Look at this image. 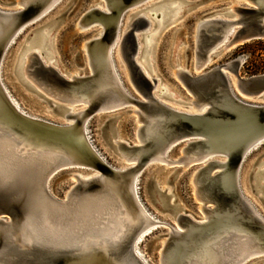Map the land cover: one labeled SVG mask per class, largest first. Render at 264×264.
<instances>
[{
    "label": "water",
    "instance_id": "obj_1",
    "mask_svg": "<svg viewBox=\"0 0 264 264\" xmlns=\"http://www.w3.org/2000/svg\"><path fill=\"white\" fill-rule=\"evenodd\" d=\"M42 1L32 0L24 11L15 15L16 18L26 21L38 9ZM131 1L122 0L119 6L123 7ZM14 2L15 0L11 6H14ZM243 2V5L233 9L237 16L235 21L212 19L205 22L198 36L196 52L199 65L202 67L206 65V58L211 47L223 39L232 24L237 25L227 42L230 48L252 40L264 39V0H244ZM196 3L198 1L193 4ZM95 4L79 18L78 23L81 27L78 29L84 31L81 28L97 18H109L103 40L110 42L116 32L118 8L112 14H105L98 8H94ZM146 24L145 18L137 17L124 37L122 45L124 61L128 66L132 84L146 98L144 102L132 100L144 110L140 115L143 121L141 137L145 142L143 147L146 149L145 155L141 153V156H145L143 160L146 161L148 155L158 152L164 143H170L184 135L185 138L195 136L193 133L206 138L187 148L188 153L193 154H200L203 150L210 151L209 139L216 134L221 137L230 135L240 140L239 145L233 150L226 151L228 160L225 163L210 162L196 173L194 180L196 197L204 203L213 204L214 208L210 219L205 223H198L189 215L182 214V225L192 226L193 232L191 231L188 237L184 234H173L172 238L168 237L163 250L166 264H176L174 254L182 250L180 241L187 242L191 247H199L205 239L214 238L218 233L223 235L217 242L220 246H224L225 250L227 249L223 262L231 264L239 252L237 247H233L234 245L241 243L240 245L250 246L260 241L264 243V222L244 200L236 184V173L242 166L245 156L255 149L247 152L248 148L259 137L262 141L258 147L264 142V73L246 78L241 76L242 61L240 59L230 60L208 70H202L199 74L194 73L195 75L187 71L180 72L181 80L192 91L199 104L207 105L208 112L204 116H177L154 100L152 95L156 79L149 78L136 61L139 46L135 32ZM55 27V24H51L52 32ZM94 43H96L94 40L89 42L90 45ZM98 44L101 47L102 43L99 42L96 45ZM103 47L104 45L102 49ZM4 51V43H0V61ZM8 53L9 51H6L7 56ZM29 59L30 64L27 70L25 69V73L31 76L34 85L53 94L59 90L64 96H69L75 90L74 85L86 94H91L94 91L93 86L98 82L107 84V88L100 90L95 96L97 99L88 110V114L94 112L91 120L99 114L107 113H98L100 106L115 104L123 97L121 90L116 87L112 72L107 69L102 70L98 59L93 63V76L80 77L76 81L68 80L61 70L45 64L36 54L31 55ZM226 70L233 73L237 88L232 87ZM4 82L7 84L5 80ZM7 86L15 95L13 88L9 84ZM23 86L28 90L27 85ZM35 94L43 98L39 92ZM44 99L50 101L47 97ZM253 100H261V102ZM56 108H62V105H56ZM123 108H128L127 112H129L130 107ZM119 110L111 111L112 116L104 122L107 131L104 137L110 147L112 141H118L120 137L118 132L112 129L111 124ZM161 113L173 118H165L164 121L160 119L155 128L150 123L146 127L149 117ZM88 114H80L79 126H82ZM23 117L27 118L24 115ZM33 121L50 129L58 127L49 119L48 121L52 122L38 119ZM18 125H20L19 122ZM77 142L83 148L86 158L90 160L88 163L97 167L102 174L120 180L119 174L112 168L118 164H112L104 153L106 161L99 158L86 146L82 138ZM117 143L119 148L130 156L139 149L127 139ZM19 145L20 140L14 135L12 127L4 125V122L0 120V264H109L110 257L87 254L79 244L82 245L85 242V236L95 235L105 228L104 216L107 214L105 212H114L119 209L114 185L105 184L101 177L82 180L75 174L72 177L76 180V184L67 198L54 196L49 190V182L51 184L53 177L60 171L75 167L57 170L56 164L63 162V155L48 149L23 152V148ZM213 151L218 152L216 149ZM213 170H217L214 176L211 175ZM87 171L91 170L87 169ZM263 171L264 169L252 176L253 179L257 178V183L262 190H264V184L260 183L257 175ZM134 172V169H130L122 174L124 173L126 177ZM151 185L152 190L158 194L154 196V199L163 203L165 207L166 203L162 195L164 192L156 181L153 180ZM237 225L242 226L244 234L235 233ZM225 239L238 241L224 243ZM133 241L134 234H131L119 246L117 253L120 252L123 255L126 264H143L132 251Z\"/></svg>",
    "mask_w": 264,
    "mask_h": 264
},
{
    "label": "bare ground",
    "instance_id": "obj_2",
    "mask_svg": "<svg viewBox=\"0 0 264 264\" xmlns=\"http://www.w3.org/2000/svg\"><path fill=\"white\" fill-rule=\"evenodd\" d=\"M32 0H15L14 3L19 4L22 9L17 10H11V9H5L9 6L11 7V4L5 5L6 7H3V5H0V43H4L5 51L3 53V57L0 61V120L4 122V125L11 126L12 131L14 132V135L19 138L20 145L19 147L23 148V152H27L30 150V152H36L38 150H44L48 149L53 153L61 154L63 155V162L61 164H56L57 170L63 169V168H69V167H85V168H92L96 170L97 173H94L90 176L81 175L78 173H71L69 175L70 178H72L75 183H72V187L67 191L66 195L64 194L62 196L63 199L67 198L70 192H72L73 188L75 187L76 180L72 177L73 175L77 174L82 180H90L101 177L102 182L105 184H112L114 185L117 193V198L119 201V209L112 212H105L106 216H104V223L105 228L101 229L97 234L95 235H87L84 238V243L81 245V248L86 251L87 254L96 255L99 257L107 256L110 257V263L109 264H126V259L123 258V255L119 252L117 253L119 246L122 245V242L125 241L126 238H128L129 235L134 234V241L132 243V251L134 252V255H136L143 264H152L151 260H148L146 255L142 252L140 245L142 242V239L145 238L147 235H149V232H153L158 227L168 226L170 228V231L167 234L168 237L172 238L171 236L173 234H179V235H185L190 236L193 232L192 226H185L182 225V213L180 211H177L174 213V219L177 222V225L179 227L172 226L169 222L165 220L158 219L156 215L151 212L147 206L145 205L141 195H140V183H141V176L143 175L144 171L149 167V165H145L146 167H143L145 163L149 162H164L168 165L172 164H181L182 168H186L187 166H190L189 164L199 163L198 166L201 165V161H203V165L197 168L193 172V178H191L194 191H196L195 186V176L196 173H198L202 168L207 166L210 162H217V163H225L228 160V156L226 151L233 150L236 146L239 145V138H234L230 135H226V137H221L220 135H215V137H210V143H211V150H203L200 154H193L188 153L187 148H191L193 144H196L200 142V140H206V138L202 137V135H199L197 133H193L195 136H191V141H189V138L179 137L173 141L166 142L163 144L162 148L153 154H150L143 160V157L141 156V153L145 155L146 149L143 147L145 146V142L141 137V126L143 125L142 119H140V115L144 110L137 104V102H144L146 101L145 97L137 90L132 84V80L130 78V72L128 69L127 64L124 61L123 51H122V45H123V39L126 36L127 32L132 28L133 21L137 17H143L147 20L146 26L141 28L140 30H137L135 33L137 41H138V52L136 55V61L140 65L143 72L149 77V78H155L156 83L153 88V97L154 100H156L159 104L164 106L167 110L173 112L177 116H204L208 112V107L206 104H199L197 102L196 97L193 95L192 91L184 84V82L179 77V73L183 71H187L191 75L199 74L202 71V66L199 65V61L197 59V41L198 36L200 34V31L206 24L205 22L210 21L212 19H226L228 21H235L237 16L235 15L233 9L236 6L243 5L244 2L239 0V3L233 2L232 4L228 5L226 8L222 9L220 12H217L216 14L209 15L203 17L198 23L196 27V33H195V62L193 64V69L195 70L192 73L190 70L186 69H176L175 75L181 86L184 88V92H180L184 95L182 96L180 92H176L175 88H172L171 86H162L160 84L163 80L162 77H159L157 73L154 72L153 66L150 62V57L153 54V50L155 47V40L156 36L160 33V31H156L157 29H164L168 27L175 18H181L183 14L185 13L184 8H189V6L193 5V3L197 2L195 0H132L128 4L124 5L123 7L119 6L122 0H104L105 8L97 7V4H95L94 8H98L105 14H112L113 11H115L116 8H118V12L116 15L117 18V27L114 37L110 42L104 41L103 37L106 32V28L108 25V19H101L97 18L96 20H93L89 25L82 27L84 31L90 29V25L97 24L101 26V29L99 30V34L94 39H88L83 44V50L85 52V56L87 58L88 56V64L90 67V74L88 72L86 74H82L84 71L81 72L79 75H75L68 71H62L60 66L58 65V60L55 57L52 46H53V38L51 36L52 29L50 28L51 24H54L53 21L47 22L43 25H38L36 27H33L34 30L31 31V33L27 36V39L25 41V44L22 46L21 50L17 52V59L15 61L13 71L8 77L4 75L5 72V62L7 59L6 51L10 52L12 46L16 43L17 39L25 34L27 32L26 27L30 25H34L35 23L40 22L45 16L61 1V0H43L39 6L38 9L31 14V16L26 21H21L16 18V14L19 12H22L25 10V8L28 6L29 2ZM166 1V3H164ZM151 2V3H150ZM147 3H150L149 5L145 6L141 10H137L134 12L138 13V11L142 10H148L145 14H137L135 16H132L134 14H131V22L129 24V27L127 30L124 31L123 34L120 36V29L123 25V19L125 13L134 7H142V5H145ZM164 3V4H160ZM15 6V4H14ZM16 8V7H14ZM135 8V9H136ZM77 25L80 29L79 23ZM237 24H232L228 30L225 33V36L223 39L219 42L214 44L210 51L208 52V56L206 58V63L208 64L211 60H214L216 57H218L222 52L229 51L234 47L227 46V42L229 41V36L233 34L235 31L234 27ZM89 28V29H88ZM94 28V27H92ZM95 37V36H94ZM96 41L94 44H89L90 41ZM101 42V47H99V44L97 43ZM142 42V43H141ZM118 45L119 51L118 54L121 56V61L124 64V68L128 72V78L127 80L131 84V86L138 92L139 97H136L131 93L129 88L125 84V80L123 75H121V70L118 69L117 63L114 57L115 52V45ZM102 45H104L102 49ZM101 48V49H100ZM36 54L39 56V58L47 65H52L61 70V72L65 75V77L68 80L76 81L78 78H83L85 76H93V63L94 60L100 61L101 69L103 70H110L115 77L116 87L117 89L121 90L122 99L119 100L117 103H112L108 105H102L97 110L98 113L100 112H107L103 114V117L100 120V125L102 126L109 117L112 116V112L116 109H122L123 107H130L129 112L130 114H133L135 116V122L136 124V133L134 136V140L132 141L135 146H138V151L134 154H126L124 150L119 148V145L117 142L124 141L126 138L119 137L118 141L114 140L111 143V148L114 152V154L117 156L118 160H120L119 156L126 160L127 162H133L129 166L125 167H118L121 165L118 164L117 166H113L112 168L117 171L119 174V179H114L106 174H102L101 171L93 166L92 164L88 163L90 160L86 158V154L83 151V148L78 144V140L80 138L83 139L86 146L92 150L95 155H97L102 160L106 161V158L103 154V152L99 149V147L96 145L95 140L93 139L92 132L90 131L89 124L92 121V116L94 114H88L89 108L94 104L97 97H95L97 94H99L100 90L105 89L107 84H103L98 82L96 85L93 86L92 90H94L91 94L85 93V91H81L76 85H74L73 88L75 90L72 92L71 95L64 96L62 91H57L54 94L51 92H47V90H44L40 88L39 86H36L31 81L32 78L28 73H25V69L27 70L29 64H30V57L31 55ZM109 71V72H110ZM226 74L229 78V81L232 85V87L237 88V81L229 70H226ZM107 75V73H106ZM157 76L160 78H157ZM11 82H14L21 86L26 92L31 94L33 98L39 100L43 104H47V106L50 108L52 107L54 112H57L58 114L62 115L63 118L68 120V123H58L54 122V124L57 127V129H50L46 128L41 124L35 123L33 120H44L48 121L47 118L41 117L34 111H25L26 108H23L22 103L18 100V97L16 95H13L11 91L9 90L7 84H5L4 80L7 83V79ZM27 85L28 90L23 86ZM102 87L101 89H99ZM107 88V87H106ZM39 92L43 95V98L37 96L35 93ZM126 94V95H125ZM44 97H47L50 101H46ZM260 97V96H259ZM66 99L63 101V99ZM164 98L167 101H164ZM179 98V99H175ZM260 99V98H258ZM132 100H136L137 102H132ZM173 102V103H172ZM177 103V104H176ZM74 104H85L86 107L80 108L78 110L73 109L72 107ZM180 106H189L190 110L186 109V107H179ZM56 105H62V108H56ZM191 106V107H190ZM185 108V109H184ZM193 108V111H192ZM88 114L82 124V126L78 125V120L80 118V114ZM27 116V118L23 117ZM33 114V115H31ZM36 115V116H34ZM166 119H172L173 117H169L167 115H164L163 113L156 115L154 117H149V122L147 125L153 124V127L155 128L156 123L160 122V119L163 121ZM31 119V120H30ZM18 121L20 125H18ZM52 122V121H48ZM20 126V127H18ZM153 128V129H154ZM21 129V131H19ZM151 129V130H153ZM252 132V131H251ZM159 133L161 134V130H159ZM136 138H138V143L135 144ZM178 141L176 145H179L183 142L186 144L185 147L183 145L181 149V155L176 158L175 160L170 159L168 157V152L171 149L172 145L175 144ZM183 141V142H182ZM260 141H262V138L259 137L256 141L252 142L250 148H248L247 152L250 151V149L257 148L260 144ZM129 143V142H126ZM130 144V143H129ZM218 150V152H215L213 150ZM119 154V156L117 155ZM215 155H221L225 156L227 159H213L212 156ZM219 156H215V158H218ZM121 161V160H120ZM87 162V163H86ZM197 166V167H198ZM130 169H134L135 172L131 173V175L126 176L122 174V172L128 171ZM179 169V168H178ZM264 169V159L259 160L256 162L251 169V171L247 174L246 183L249 186L250 193L254 196H258L259 200H264V190L261 189V187L257 183V178L254 179L252 176ZM220 171L219 169H217ZM217 170L211 171V175L214 176L217 174ZM242 168L240 167L238 169V172L236 173V184L238 185V189L244 198V200L252 207L258 218L264 222V216L259 213V211L256 209L255 205L248 200L250 197L245 192L241 178L244 175L241 171ZM216 171V173H215ZM123 176V177H121ZM258 180L260 183L264 184V171L261 173H258L257 175ZM122 178V179H121ZM71 179V180H72ZM72 180V181H73ZM126 185V186H125ZM49 190L50 192L55 196V194L51 190V185L49 182ZM199 201L202 202L201 199L197 197ZM203 204L200 207L201 212H203L204 217L202 219H198L197 217L190 216L193 220H195L198 223H205L210 219L211 211L214 208V205L209 202H202ZM211 204V205H210ZM109 218V220H107ZM202 220V221H199ZM107 223V224H106ZM107 225V226H106ZM242 226L237 225V230L235 231L236 234H244ZM133 229V231H132ZM192 231V232H191ZM223 234L218 233L214 236V238H207L201 243L199 247H191L188 245L185 241H180L179 245L182 247V250H179L178 252H175L174 259L177 260L176 264H224L223 259L225 258L226 251L224 249V246H220L217 242L219 238H221ZM167 239L163 241V247L160 250V257H159V264H166L165 256H164V248L166 246ZM244 239V238H243ZM245 240V239H244ZM262 240V237H261ZM227 242H233L238 240H231V239H225L224 243ZM258 241H260L258 239ZM253 242V241H252ZM255 243V242H253ZM239 244L234 245L233 247H237V257L231 264H241L252 256L253 254H261L257 257L263 258L264 256V243L259 242L255 243L250 246H243ZM238 246H242L239 248ZM117 253V254H116ZM220 253V254H219ZM116 254V255H115ZM248 260V259H247ZM260 262L264 263V259L258 260L255 262V264H259Z\"/></svg>",
    "mask_w": 264,
    "mask_h": 264
},
{
    "label": "rangeland",
    "instance_id": "obj_3",
    "mask_svg": "<svg viewBox=\"0 0 264 264\" xmlns=\"http://www.w3.org/2000/svg\"><path fill=\"white\" fill-rule=\"evenodd\" d=\"M97 1V7L105 8L104 0H61L40 22L30 26L27 29V32L21 35L16 43L12 46L10 52L8 53L6 62H5V72L4 75L8 77L13 71L15 61L17 59V52L21 50L22 46L25 44L27 36L31 33L33 27L38 25H43L47 22L53 21L56 25L53 32L51 31V36L53 38L52 51L55 57L58 60V65L62 71H68L75 75L81 74H90V67L88 62V56L86 58L85 52L83 50V44L88 39H94L99 34L101 26L97 24L90 25V29L86 31L79 30L77 25L79 18ZM157 1V0H154ZM193 1V0H192ZM198 3L189 6V8H184L185 13L181 18H175L173 22L166 28L157 29L160 33L156 36L155 47L153 54L150 57V62L153 66L154 72L158 74L160 79V84L162 86H171L176 89V92H184V88L181 86L179 81L176 78L175 70L176 69H186L190 70L192 73H195L193 69V64L195 62V33L196 27L199 24L198 22L205 16L216 14L222 9L226 8L228 5L233 2L239 3V0H195ZM244 1V0H243ZM242 1V2H243ZM13 0H0V5L6 7L5 5L11 4ZM151 3V2H150ZM147 3L142 5L140 8H131L129 9L123 19V25L120 29V36L124 33L125 30L129 27L132 16L137 14H145L148 10H141L145 6L149 5ZM166 3V1L164 2ZM160 3V4H164ZM16 8L5 9L17 10L22 9V7L14 3ZM1 7V6H0ZM136 8V9H135ZM131 14H134L131 16ZM94 27V28H92ZM95 36V37H94ZM142 43V42H141ZM119 47L116 43L114 57L117 63V67L121 70V75H123L125 84L131 91L133 95L139 97L138 92L131 86L128 78V72L124 68V64L121 61V56L118 54ZM240 59L242 61V66L240 69V75L243 77H249L254 74L264 73V39L252 40L246 42L243 45L236 46L229 51L222 52L214 60H211L206 64L202 70H208L214 66L224 64L230 60ZM82 70V71H81ZM127 77V78H126ZM129 79V78H128ZM7 84L11 88L15 95L18 97V100L22 103L23 108L26 110H31L36 112L41 117H45L49 120L58 123H68V120L63 118L62 115L54 112L52 107H48L47 104H43L39 100L33 98L31 94L26 92L18 84L11 82L9 78L7 79ZM180 90V91H179ZM180 92V93H181ZM182 96H184L181 93ZM165 100L164 98H160ZM179 99V98H175ZM261 102V100H253ZM173 103V102H172ZM177 104V103H176ZM86 107L85 104H74L72 107L75 110ZM190 110L189 106H180ZM191 107V106H190ZM128 108H122L117 113V117L112 120V129L116 130L119 136L126 138L129 141L134 140L136 133V124L135 116L127 112ZM185 109V108H184ZM193 111V108H192ZM103 114L96 116L89 124L90 131L92 132L93 139L95 140L96 145L99 149L108 157V160L116 165H121L118 167H125L131 165L133 162H127L119 156L114 154L112 148L106 142L104 135L107 133L106 127L104 124L100 125V120L103 117ZM33 115V114H31ZM36 116V115H34ZM101 117V118H100ZM191 136L189 141H191ZM182 139H185L182 138ZM138 143V138H136L135 144ZM178 141L172 145L171 149L168 152V157L175 160L182 153L181 149L185 142L176 145ZM185 147V145H184ZM215 156H219L215 158ZM211 158L213 159H227L225 156L215 155ZM264 159V142L258 148L250 151L244 158L242 162V172L243 176L241 178L245 192L250 197V200L256 207V209L264 216V200H259L258 196H254L250 193L248 184L246 183V176L253 168L254 164L259 160ZM205 161V160H203ZM201 161V165H203ZM149 165V167L144 171L141 176L140 183V195L147 206V208L157 216L158 219L165 220L169 222L174 227H179L177 222L174 219V213L180 211L183 215H189L192 217H198L202 219L204 217L203 212H201L200 207L202 202H200L194 191V187L191 181L193 178V172L199 168V163L189 164L186 168H182L181 164H172L168 165L164 162H147L144 164ZM198 166V167H197ZM84 168V169H82ZM179 168V169H178ZM85 167L77 166L75 168L62 170L51 180V190L57 196L66 195L67 191L72 187V183L75 181L69 177L71 173H78L85 176H90L94 173H97L96 170L90 169L87 171ZM73 181H72V180ZM156 181L164 192L163 198L165 200V207L163 203L157 202L154 199V196H157L152 188V182ZM158 199V198H156ZM202 221V220H199ZM170 231L168 226H163L155 229L153 232H149L145 238L142 239L140 248L142 252L146 255L148 260H151L152 264H159L160 250L163 247V241L167 239V234ZM261 254H253L241 264H255L258 260L264 259L259 258ZM259 264H264L260 262Z\"/></svg>",
    "mask_w": 264,
    "mask_h": 264
}]
</instances>
